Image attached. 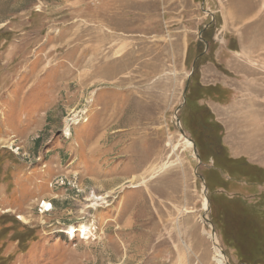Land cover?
<instances>
[{"label": "rangeland", "instance_id": "1", "mask_svg": "<svg viewBox=\"0 0 264 264\" xmlns=\"http://www.w3.org/2000/svg\"><path fill=\"white\" fill-rule=\"evenodd\" d=\"M262 118L264 0H0V264H259Z\"/></svg>", "mask_w": 264, "mask_h": 264}, {"label": "crops", "instance_id": "2", "mask_svg": "<svg viewBox=\"0 0 264 264\" xmlns=\"http://www.w3.org/2000/svg\"><path fill=\"white\" fill-rule=\"evenodd\" d=\"M254 116L263 115L262 111H259V113H255L253 114ZM256 125H253L254 127L250 129V133H249V145H246L245 148L243 149H236L239 150V152L245 154V155H261L262 154V150L264 149V144L262 143V145H260L259 141H255V139L253 138H264V120L263 118L261 120H256L255 121ZM238 127V126H236ZM223 137L221 138V145H222V149H232L231 147L229 148L226 144L223 143ZM249 149V150H248ZM257 149V150H256ZM246 150V151H245ZM251 151V152H249ZM257 182V181H254ZM257 185H261L264 188V182L260 181L255 183ZM253 184V185H255ZM264 193L263 191H260V195ZM259 194L256 193H251L249 194V197L251 198H255V197H259ZM244 202H246L244 204L245 206V216H243V221L245 222V228H248L252 225L257 226V228H261V231L264 232V197L262 198H257L254 201L251 200H247V198H243ZM233 201H235V203H238L239 200H237L236 198H233ZM232 215V214H231ZM251 219H249V217ZM254 218V219H252ZM257 220V222H256ZM232 226V225H231ZM232 236H234V240L235 241H239V240H243L244 242V246H247L248 243V238L246 236H243L242 238H240L239 236V231L236 229V227L232 228ZM262 238H264L262 236ZM264 247V243H262L261 247ZM230 249V247H228ZM235 257V255H233ZM259 264H264V255L262 257H260V262Z\"/></svg>", "mask_w": 264, "mask_h": 264}, {"label": "bare ground", "instance_id": "3", "mask_svg": "<svg viewBox=\"0 0 264 264\" xmlns=\"http://www.w3.org/2000/svg\"><path fill=\"white\" fill-rule=\"evenodd\" d=\"M184 140H185V142L187 144H190V141H188L186 138ZM249 152H251V151H249ZM152 175H150V176H152ZM99 198L103 199V197H94L95 200H98ZM19 217L21 218V216H19ZM204 218L202 220L203 222L205 221ZM78 227L80 228V231H84L86 234L90 233V229L88 230V226L87 225L80 223ZM65 232L70 234L72 232V228L70 226H69V228L67 227ZM207 234L210 236V238H211V240L213 242V260H214V263L215 264H228V262L226 260V256H224L222 252L220 253L218 251V239H217V236H214L211 230H209V231L207 230Z\"/></svg>", "mask_w": 264, "mask_h": 264}, {"label": "trees", "instance_id": "4", "mask_svg": "<svg viewBox=\"0 0 264 264\" xmlns=\"http://www.w3.org/2000/svg\"><path fill=\"white\" fill-rule=\"evenodd\" d=\"M221 138H222V135L215 134V135H213V137L211 138V141H210V143L213 146V150H214V152H215L216 155H221L222 154V151H223L222 145H221ZM197 146H198V144H197ZM211 153L213 154V151L212 150H211ZM222 238L224 239L223 236H222ZM231 238L233 240V245H234V243H235L234 236H232ZM223 241L226 242L225 239ZM239 254H241V252ZM243 256H244V258H243ZM243 256H239V259H238L239 260V263L240 264H251L250 261L247 260V258L245 257V254Z\"/></svg>", "mask_w": 264, "mask_h": 264}, {"label": "built area", "instance_id": "5", "mask_svg": "<svg viewBox=\"0 0 264 264\" xmlns=\"http://www.w3.org/2000/svg\"><path fill=\"white\" fill-rule=\"evenodd\" d=\"M52 209V203L50 201L41 200L37 205V210L40 213H46Z\"/></svg>", "mask_w": 264, "mask_h": 264}, {"label": "water", "instance_id": "6", "mask_svg": "<svg viewBox=\"0 0 264 264\" xmlns=\"http://www.w3.org/2000/svg\"><path fill=\"white\" fill-rule=\"evenodd\" d=\"M182 133H183V131H181ZM184 135V134H183ZM195 150V149H194ZM212 230H214L213 228H212Z\"/></svg>", "mask_w": 264, "mask_h": 264}]
</instances>
